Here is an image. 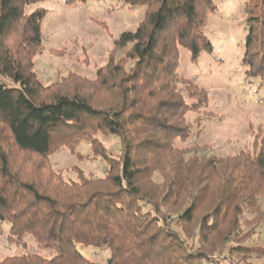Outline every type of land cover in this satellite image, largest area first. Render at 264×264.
I'll return each mask as SVG.
<instances>
[{
	"label": "trees",
	"instance_id": "1",
	"mask_svg": "<svg viewBox=\"0 0 264 264\" xmlns=\"http://www.w3.org/2000/svg\"><path fill=\"white\" fill-rule=\"evenodd\" d=\"M45 1L0 0V221L18 243L31 236L55 256L0 264H96L77 244L109 250L107 264H264V246L246 245L264 232V144L210 156L206 145L176 146L202 132L208 94L178 68L180 47L193 59L212 50L205 27L214 0H124L145 7L144 18L115 40L96 77L50 85L34 62L46 10L27 12ZM245 10L243 63L264 76V0ZM100 134L119 139V159ZM73 138L107 162L103 179L67 182L53 170V148Z\"/></svg>",
	"mask_w": 264,
	"mask_h": 264
},
{
	"label": "rangeland",
	"instance_id": "2",
	"mask_svg": "<svg viewBox=\"0 0 264 264\" xmlns=\"http://www.w3.org/2000/svg\"><path fill=\"white\" fill-rule=\"evenodd\" d=\"M214 2L216 11L208 15L205 27L212 50H203L193 59L189 49L180 47L178 68L179 75L193 80L208 94V104L200 116L202 132L185 143L176 141V146L185 149L206 145L204 153L208 156L253 152L264 144V76L249 75L243 63L248 35L245 9L250 0ZM38 8L46 10V15L41 24L43 50L34 62L44 85L62 82L72 75L95 78L113 52L115 40L123 32L135 30L146 11L143 6L126 5L124 0H48L29 6L27 12ZM197 117L190 113L187 119L193 122ZM98 138L108 154L119 159V139L101 134ZM68 144L72 147L66 142L53 148L49 161L54 171L67 182H79L81 173L85 177H105L107 162L94 153L89 142L73 138ZM10 228L9 223L0 221V262L25 254H39L50 259L55 256L53 250L40 247L31 236L26 237L25 245L18 243L10 237ZM215 242L221 241L216 239ZM246 245L264 246V232L260 231ZM76 248L96 264H107L110 257V251L105 248L81 244ZM222 254L237 260L227 247ZM251 260L255 264L262 263L258 258Z\"/></svg>",
	"mask_w": 264,
	"mask_h": 264
}]
</instances>
